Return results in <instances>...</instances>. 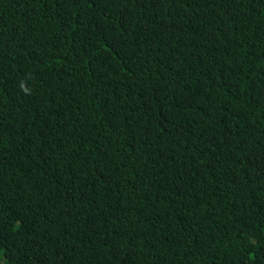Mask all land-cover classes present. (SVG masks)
<instances>
[{"label": "trees", "instance_id": "16d2710c", "mask_svg": "<svg viewBox=\"0 0 264 264\" xmlns=\"http://www.w3.org/2000/svg\"><path fill=\"white\" fill-rule=\"evenodd\" d=\"M0 264H264V0H0Z\"/></svg>", "mask_w": 264, "mask_h": 264}]
</instances>
